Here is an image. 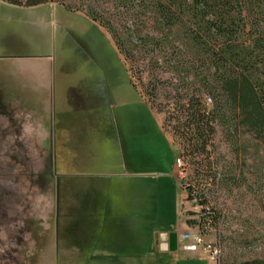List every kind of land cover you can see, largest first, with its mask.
Listing matches in <instances>:
<instances>
[{"label":"rangeland","instance_id":"obj_1","mask_svg":"<svg viewBox=\"0 0 264 264\" xmlns=\"http://www.w3.org/2000/svg\"><path fill=\"white\" fill-rule=\"evenodd\" d=\"M55 1H0V264H57L61 251V264H115L102 258L131 247L145 264L155 241L181 235L185 220L186 233L220 244L222 264L263 261L264 144L219 127L193 165L171 117L193 96L213 105L189 21L161 26L158 0ZM87 10L124 44L128 65ZM208 169L216 184L205 181ZM181 187L204 194L214 219ZM92 198L99 218L104 204L115 210L117 232L86 238ZM45 199L55 201L51 220Z\"/></svg>","mask_w":264,"mask_h":264},{"label":"trees","instance_id":"obj_2","mask_svg":"<svg viewBox=\"0 0 264 264\" xmlns=\"http://www.w3.org/2000/svg\"><path fill=\"white\" fill-rule=\"evenodd\" d=\"M0 1L19 7L56 4L55 0ZM155 9L157 21L164 28L186 25L184 20L189 21L186 33L190 34L196 51L193 63L196 73L201 72L198 77L204 83V93L213 103L208 110L200 97L193 96L179 113L171 114L185 143L184 156L198 166L197 157L206 154L219 127L235 132L242 130L264 144V0H158ZM82 13L113 38L117 51L128 65L130 58L124 44L114 36L109 25L92 10ZM127 69L133 87L139 92L133 68ZM161 129L165 133L162 126ZM207 167L211 168L210 164ZM204 177L207 183L219 181L217 173L211 170ZM182 189L187 201L192 204L195 201L193 205L200 207L207 219H214L215 213L210 210L204 194L192 187ZM216 245L222 251L220 244ZM242 264H264V260Z\"/></svg>","mask_w":264,"mask_h":264},{"label":"crops","instance_id":"obj_3","mask_svg":"<svg viewBox=\"0 0 264 264\" xmlns=\"http://www.w3.org/2000/svg\"><path fill=\"white\" fill-rule=\"evenodd\" d=\"M179 185L181 186L180 183ZM41 202L48 213L46 218H48V220H51L54 215L55 201H53V199H45ZM104 206L105 204L102 206L104 215L102 216V218H99V211L101 209L100 202L96 198H92L91 200L87 201L86 209L88 216L86 218V238H94V232L96 229L107 231L109 233L117 232L120 220L114 216L115 210L113 208L111 209L109 206ZM111 211L113 213V216L111 215ZM186 221L187 220H185L182 224V234L178 236L177 233H174L177 235L176 251H171L170 249L171 234H162L161 237L155 241L153 245V251L149 253L144 259L145 264H211L208 258V254L203 249L195 247L191 242L185 241L183 239V236L188 234L186 233L188 229ZM111 237L112 236L110 235L108 238ZM59 256L60 258L58 259L57 264H61V258L63 256L64 259H66V254L62 251L59 253ZM104 259L108 263H112L113 261L115 264H143L142 257L139 252H136L135 247L128 248L126 249V251H124L123 249L119 250L116 253V256L108 257V259L103 257L102 261H104ZM93 260H95V258L92 257L90 261L93 262ZM66 261L67 260L64 261L62 259V264L63 262L64 264H66ZM88 261L89 259L87 260V263Z\"/></svg>","mask_w":264,"mask_h":264},{"label":"built area","instance_id":"obj_4","mask_svg":"<svg viewBox=\"0 0 264 264\" xmlns=\"http://www.w3.org/2000/svg\"><path fill=\"white\" fill-rule=\"evenodd\" d=\"M184 163L181 158L176 159V167L182 173ZM195 204V201L193 202ZM185 241L191 242L195 247L203 249L207 254L211 264H220L222 255L221 248L216 244L207 242L200 233L186 234L183 236Z\"/></svg>","mask_w":264,"mask_h":264},{"label":"water","instance_id":"obj_5","mask_svg":"<svg viewBox=\"0 0 264 264\" xmlns=\"http://www.w3.org/2000/svg\"><path fill=\"white\" fill-rule=\"evenodd\" d=\"M170 249L171 251H176L177 249V235L176 234H171L170 236Z\"/></svg>","mask_w":264,"mask_h":264},{"label":"flooded vegetation","instance_id":"obj_6","mask_svg":"<svg viewBox=\"0 0 264 264\" xmlns=\"http://www.w3.org/2000/svg\"><path fill=\"white\" fill-rule=\"evenodd\" d=\"M58 186V179L56 180V187Z\"/></svg>","mask_w":264,"mask_h":264}]
</instances>
